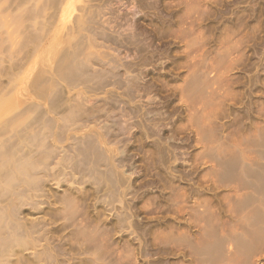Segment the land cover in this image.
I'll return each instance as SVG.
<instances>
[{"label": "rangeland", "instance_id": "rangeland-1", "mask_svg": "<svg viewBox=\"0 0 264 264\" xmlns=\"http://www.w3.org/2000/svg\"><path fill=\"white\" fill-rule=\"evenodd\" d=\"M0 264H264V0H0Z\"/></svg>", "mask_w": 264, "mask_h": 264}]
</instances>
